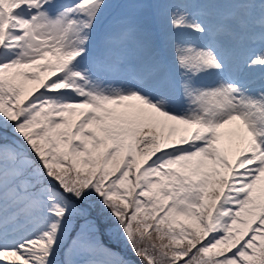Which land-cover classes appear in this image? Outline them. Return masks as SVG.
Masks as SVG:
<instances>
[{
  "label": "snow or ice",
  "instance_id": "obj_1",
  "mask_svg": "<svg viewBox=\"0 0 264 264\" xmlns=\"http://www.w3.org/2000/svg\"><path fill=\"white\" fill-rule=\"evenodd\" d=\"M0 264H264V0H0Z\"/></svg>",
  "mask_w": 264,
  "mask_h": 264
}]
</instances>
